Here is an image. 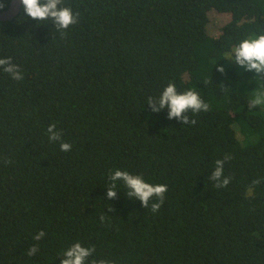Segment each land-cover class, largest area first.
Masks as SVG:
<instances>
[{"label":"trees","instance_id":"1","mask_svg":"<svg viewBox=\"0 0 264 264\" xmlns=\"http://www.w3.org/2000/svg\"><path fill=\"white\" fill-rule=\"evenodd\" d=\"M65 5L80 23L63 37L22 5L0 19V58L24 76L0 71V264H61L76 242L115 264H264V180L252 183L264 178V107L248 108L255 72L224 59L264 28V0ZM213 14L224 17L211 32ZM169 83L210 110L189 112L194 125L153 112L147 98ZM53 123L70 151L48 140ZM226 154L231 181L216 189L209 177ZM117 169L168 186L158 213L122 182L107 198Z\"/></svg>","mask_w":264,"mask_h":264},{"label":"clouds","instance_id":"2","mask_svg":"<svg viewBox=\"0 0 264 264\" xmlns=\"http://www.w3.org/2000/svg\"><path fill=\"white\" fill-rule=\"evenodd\" d=\"M23 15L27 18L37 21V26L48 25L54 27L61 37L67 35V30L80 23V13L74 12L72 7L65 5V0H21ZM5 5L0 3V9ZM43 22V23H42ZM224 59L233 61L238 66L248 72H255V82L259 84L258 90L251 92L248 99V108L255 109L264 107V28L251 33L236 43L230 51L224 53ZM217 64V63H216ZM215 64V66H216ZM223 73V66L217 69ZM0 71L8 74L13 80L22 81L24 79L20 66L13 62L11 57L0 58ZM147 104L153 112L159 113L162 110H168L167 118L176 119L184 125H194L195 119H191L189 112L199 114L210 110L209 103L205 102L199 92L194 89H188L179 92L174 83H169L159 96L147 98ZM47 136L50 142H59L60 149L64 152L71 150L72 145L63 141L62 131L57 130L55 123L47 128ZM232 156L226 154L223 159L215 161V168L209 177L214 182L216 189L226 188L230 177L224 176V166L230 161ZM11 163L10 160L7 161ZM110 185L106 188V196L109 200L117 198V182H122L126 187L127 197L142 202L146 209L149 207L153 214L160 211L165 203L168 186L166 184H152L146 182L142 175H134L128 171L115 170L110 176ZM264 178H258L252 183L258 185ZM151 201V203H150ZM101 221L104 217L101 216ZM46 233L39 231L33 239L40 241ZM39 252V245H33L27 250L28 256H35ZM96 252L95 246L86 247L76 242L63 251L60 258L61 264H115L110 259H91Z\"/></svg>","mask_w":264,"mask_h":264},{"label":"water","instance_id":"3","mask_svg":"<svg viewBox=\"0 0 264 264\" xmlns=\"http://www.w3.org/2000/svg\"><path fill=\"white\" fill-rule=\"evenodd\" d=\"M21 8V0H11L9 6L5 9H0V19L8 20L17 15Z\"/></svg>","mask_w":264,"mask_h":264},{"label":"rangeland","instance_id":"4","mask_svg":"<svg viewBox=\"0 0 264 264\" xmlns=\"http://www.w3.org/2000/svg\"><path fill=\"white\" fill-rule=\"evenodd\" d=\"M223 15H217V14H213L212 15V22H211V25L209 27V30L212 32V31H215L218 27V24H222L223 23V18H222ZM224 17V16H223ZM216 22V23H214Z\"/></svg>","mask_w":264,"mask_h":264}]
</instances>
